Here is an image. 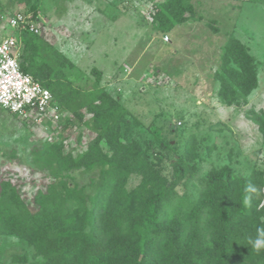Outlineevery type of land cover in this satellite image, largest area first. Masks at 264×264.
<instances>
[{
    "label": "trees",
    "instance_id": "obj_1",
    "mask_svg": "<svg viewBox=\"0 0 264 264\" xmlns=\"http://www.w3.org/2000/svg\"><path fill=\"white\" fill-rule=\"evenodd\" d=\"M28 1L35 13L40 0ZM192 1L158 4L154 28L169 33L193 19ZM20 36L21 70L73 117L65 114L58 127L85 123L95 137L79 154L66 151L63 141L36 146L29 158L48 182L31 201L11 179L0 180V241L20 240L32 264H264V248L250 242L264 227L262 171L243 177L225 165L212 168L198 184L196 170L180 157L174 177H168L160 159L150 157L138 141L121 137L128 110L101 85L99 71H93V88L83 90L70 79L75 64L53 44L28 31ZM217 77L227 105L258 87L255 57L234 37L223 47ZM256 121L264 138V119ZM188 147L187 159L194 158V145ZM131 177L140 179L134 188L128 187ZM250 182L256 193H246Z\"/></svg>",
    "mask_w": 264,
    "mask_h": 264
},
{
    "label": "rangeland",
    "instance_id": "obj_2",
    "mask_svg": "<svg viewBox=\"0 0 264 264\" xmlns=\"http://www.w3.org/2000/svg\"><path fill=\"white\" fill-rule=\"evenodd\" d=\"M162 2L40 0L34 13L33 1L0 0V38L13 34L7 19L22 12L33 17L36 35L75 64L68 70L75 86L92 89L97 79L93 71H99L101 85L128 110V128L121 137L138 141L150 157L160 159L168 177H174L180 157L196 170L193 180L198 184L212 168L225 165L238 176L248 177L255 170L264 174V138L256 121L264 119V2L193 0L194 18L169 33L153 25ZM231 37L255 57L259 84L248 97L227 105L217 75ZM44 123L0 109V180L18 184L27 201L48 182L29 158L36 146L63 141L66 151L79 154L95 137L85 123L70 128ZM186 145H194V158L187 159ZM139 181L131 177L128 187ZM178 191L183 195L185 188ZM22 244L2 238L0 264H32Z\"/></svg>",
    "mask_w": 264,
    "mask_h": 264
},
{
    "label": "built area",
    "instance_id": "obj_3",
    "mask_svg": "<svg viewBox=\"0 0 264 264\" xmlns=\"http://www.w3.org/2000/svg\"><path fill=\"white\" fill-rule=\"evenodd\" d=\"M7 25L13 34L0 38V107L36 123L59 122L64 113L56 105L52 93L32 75L23 72L19 62L21 33L38 34V26L33 17L22 12L10 16ZM166 41L169 42L168 36Z\"/></svg>",
    "mask_w": 264,
    "mask_h": 264
},
{
    "label": "clouds",
    "instance_id": "obj_4",
    "mask_svg": "<svg viewBox=\"0 0 264 264\" xmlns=\"http://www.w3.org/2000/svg\"><path fill=\"white\" fill-rule=\"evenodd\" d=\"M246 193H256L258 191L257 186L254 183H249L245 188ZM247 199H251V196H248ZM252 245L257 248L261 249L264 248V227H260L257 229V235L254 239L250 241Z\"/></svg>",
    "mask_w": 264,
    "mask_h": 264
}]
</instances>
